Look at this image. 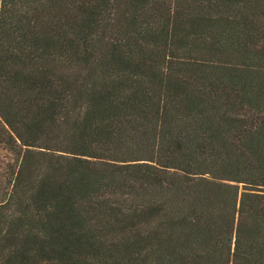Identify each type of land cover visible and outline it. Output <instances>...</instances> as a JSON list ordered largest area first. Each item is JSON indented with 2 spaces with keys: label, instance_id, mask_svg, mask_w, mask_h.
<instances>
[{
  "label": "trees",
  "instance_id": "1",
  "mask_svg": "<svg viewBox=\"0 0 264 264\" xmlns=\"http://www.w3.org/2000/svg\"><path fill=\"white\" fill-rule=\"evenodd\" d=\"M0 264H264V0H0Z\"/></svg>",
  "mask_w": 264,
  "mask_h": 264
},
{
  "label": "rangeland",
  "instance_id": "2",
  "mask_svg": "<svg viewBox=\"0 0 264 264\" xmlns=\"http://www.w3.org/2000/svg\"><path fill=\"white\" fill-rule=\"evenodd\" d=\"M1 130V128H0ZM17 156L5 139H0V172L7 169L16 162Z\"/></svg>",
  "mask_w": 264,
  "mask_h": 264
}]
</instances>
